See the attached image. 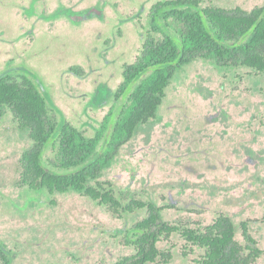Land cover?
<instances>
[{"label":"rangeland","instance_id":"374dc122","mask_svg":"<svg viewBox=\"0 0 264 264\" xmlns=\"http://www.w3.org/2000/svg\"><path fill=\"white\" fill-rule=\"evenodd\" d=\"M164 1L0 0V72L32 79L91 138L109 111L122 106L114 94L123 66L141 51L150 8ZM200 2L246 11L264 4ZM30 146L27 131L3 109L0 243L11 264H114L131 255L121 231L144 213L118 218L78 193L21 186L20 158ZM51 157L47 151L44 158ZM99 182L123 197L154 202L170 224L203 229L224 215L241 246L246 227L263 251L255 264H264V72L191 61L175 74L156 117L136 128ZM158 246L171 252L169 264H193L203 254L178 235Z\"/></svg>","mask_w":264,"mask_h":264},{"label":"trees","instance_id":"16d2710c","mask_svg":"<svg viewBox=\"0 0 264 264\" xmlns=\"http://www.w3.org/2000/svg\"><path fill=\"white\" fill-rule=\"evenodd\" d=\"M148 18L141 51L132 64L123 66L114 94L115 101L124 102L117 111H109L91 138L68 123L32 79L15 80L9 72H0V112L8 110L31 141L20 158L19 184L50 195L81 194L118 218L143 212L142 219L121 231L124 245L133 253L114 264H169L171 252L158 245L173 235L203 251L193 264H255L263 251L245 226L246 245L241 246L224 215L203 229L170 224L154 202L118 195L110 183L99 179L136 128L156 117L175 74L191 61L204 58L220 67L264 72V4L246 11L202 6L200 0H166L155 3ZM47 151L52 157L45 159ZM182 255L188 253L183 250ZM0 262L11 264L2 243Z\"/></svg>","mask_w":264,"mask_h":264}]
</instances>
